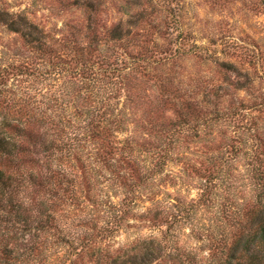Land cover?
Returning <instances> with one entry per match:
<instances>
[{
  "label": "trees",
  "instance_id": "obj_1",
  "mask_svg": "<svg viewBox=\"0 0 264 264\" xmlns=\"http://www.w3.org/2000/svg\"><path fill=\"white\" fill-rule=\"evenodd\" d=\"M108 1L66 0L82 19L63 22L57 31L37 22L29 8L0 5V26L42 65L0 67V264H45L59 246L72 261L85 251L95 264H153L166 252L161 236L135 239L116 254L100 248L99 239L119 229L121 205L175 161L201 178L189 209L210 203L221 217L218 234L205 237L213 243L209 259L199 261L196 253L176 247L166 254L171 264H264V133L246 118L243 105L227 101L234 65L214 58L221 84L197 77L179 85L174 71L166 77V63H173L182 46L166 54L158 41L166 40L170 23L153 19L149 29L159 39L135 30L151 23L143 15L109 27L100 19ZM43 74L57 86L43 101L28 92L18 96L8 86L10 78ZM145 85L157 92L155 100L140 90ZM226 124L234 128L230 142L218 145L215 129ZM203 135L220 158L212 156L202 170L182 148ZM236 155L246 158L249 196L241 204L230 183L232 168L223 161ZM81 202L91 216L73 233L63 213ZM99 211L107 212L105 219L95 216Z\"/></svg>",
  "mask_w": 264,
  "mask_h": 264
},
{
  "label": "rangeland",
  "instance_id": "obj_2",
  "mask_svg": "<svg viewBox=\"0 0 264 264\" xmlns=\"http://www.w3.org/2000/svg\"><path fill=\"white\" fill-rule=\"evenodd\" d=\"M0 5L11 11L29 8L34 12L32 17H36L37 22L56 31L63 22L82 19L81 11L76 6H67L66 0H0ZM162 6L166 9H162ZM141 15L151 22L146 28L148 30L143 23L135 28L136 31L143 30V34L148 32L145 39H159L155 29L149 28L153 27L155 21L157 24L166 21L170 23L166 40H158L161 45H165L166 54L177 46H182L173 63H166V77L168 72L173 74L174 71L177 76L175 82L196 83L197 77H200L203 81L221 84L222 77L217 74L216 61L212 62V59H228L234 66L228 73L230 88L227 101L232 105H243L241 107L246 108L250 114H246V118L252 117L253 122H256L257 132L264 133V0H109L100 19L110 27L120 20L123 23L131 19L136 21ZM188 49L192 51L190 55L185 54ZM24 61L42 68L40 60L24 47L19 37L0 26V67L7 68L12 63ZM242 83L245 88L237 89ZM8 86H12L18 96L28 92L31 97L37 96L42 101L53 95L57 87L56 82L45 74L10 78ZM149 86L145 85L140 90L148 97L151 95V100H155L157 92L152 91ZM254 108L262 111L258 112ZM169 114L166 113V116ZM233 129L227 124L217 125L216 143L219 145L230 142ZM224 133L226 135H220ZM240 137L243 140V136ZM210 139L203 135L199 142L184 144L186 148H182L188 151L192 164L202 167V170L213 160L212 156L219 155L213 151L215 145L210 144ZM226 158L223 157V161L232 168V190L241 204L249 196L244 178L247 172L246 158L241 155L233 156L229 160ZM200 179L192 173L190 166L188 169L182 162L169 163L163 172L155 173L147 181L146 187H142L140 193L130 196L121 205L120 215L123 219L117 218L121 225L118 230L109 233V236L106 233L101 234L100 248L116 254L135 239L161 236L165 239L166 252L153 264H171L172 261L166 254L174 253L176 247L185 253H196L199 261L209 259V248L213 243L205 240V237L209 233L218 234L221 216L216 206L210 203L189 209V201L199 195ZM228 203L229 200L226 199L225 204ZM82 205L81 202L79 208L68 207L66 210L69 212L63 213L73 233L79 232L82 229L80 222L88 221L91 216L89 210L82 208ZM106 213L99 211L95 216L105 219L103 217ZM166 219L172 220L173 226L168 228ZM54 251L52 259L45 264H95L85 251L79 252L75 261L67 259L68 249L64 246H59Z\"/></svg>",
  "mask_w": 264,
  "mask_h": 264
}]
</instances>
